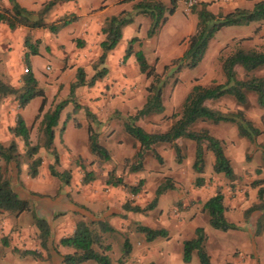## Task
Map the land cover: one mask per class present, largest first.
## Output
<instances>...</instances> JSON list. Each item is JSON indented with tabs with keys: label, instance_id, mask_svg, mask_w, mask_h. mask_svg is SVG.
<instances>
[{
	"label": "rangeland",
	"instance_id": "rangeland-1",
	"mask_svg": "<svg viewBox=\"0 0 264 264\" xmlns=\"http://www.w3.org/2000/svg\"><path fill=\"white\" fill-rule=\"evenodd\" d=\"M91 1L98 6L105 1L109 14L114 13L117 16L122 12L131 14L132 26L127 33H131L133 37H137L141 41V46L135 44L134 50H142L148 64L159 76L160 85H163L164 111L136 122V125L149 133H163L170 128L176 120L172 118V115H178L181 112L184 100L194 85L199 84L206 87L225 82L221 69V58L227 57L238 48L259 51L264 49V20L244 26L223 27L209 41L202 61L197 67L190 69L184 62L174 63V61L183 56V49L187 50L188 48L189 37L196 32L197 12L200 10L201 4L196 5L195 10L192 8L190 15L183 13L181 8L175 10L172 15L165 12L163 16L165 22L153 37L147 38L151 20L142 13L135 14L132 9L133 4L121 6L116 3L118 0ZM157 1L162 2L166 8H171L170 0ZM259 1L261 0H241L229 5L209 1L203 4L207 5V9L214 15H226L236 8L251 10ZM2 5L0 1V6ZM83 21L84 18H79L78 22L69 29L82 30ZM2 28L0 26V38L6 36V32L2 33ZM36 34L39 36L40 54L31 56L30 59L39 88L44 91L47 98L46 111L52 105L70 98L69 86L76 79V66L79 64L77 61L86 59L87 53L80 52L81 48L77 46L76 41L72 40L73 44L70 40V42H66V40L61 43H58L57 40L55 42L57 37L48 33L47 30L29 31L25 29V33L21 30L11 31L7 34L9 39H3V46H0V80L4 83L16 88L20 87L25 71L23 65L24 36L32 35L31 39L34 41L36 37L33 36ZM121 43L123 44V42ZM121 43L112 53L114 60L107 63L105 61L104 64L99 65L98 70L107 69L105 77L96 81L100 82L102 87H98L96 90L94 84L91 87L83 86L76 89L74 101L82 107L81 111L75 109L74 102H70L63 110L60 122L55 128L54 147L59 157V165H55V170L59 173L68 172L69 182L65 183L61 179L51 176L48 168L46 170L48 176L32 178L28 175L25 165L22 166L18 177L12 165L6 166L7 176L13 181L15 190L28 198L31 210L18 217L0 215V264L59 263L58 253L64 255L60 251L63 247L58 245L59 240L69 236L75 223L81 220L76 209L83 212L87 218L92 212L80 204L84 202L83 205L88 207L96 205L81 194V188L76 189L77 193L67 188L72 184H83L82 180L87 173L92 175V182L96 184V187H108L109 185H106L105 182L108 173L112 171L116 176L123 177L124 181L129 184L137 185L140 180L144 181L141 192L135 196L133 201H130L138 203L142 209L153 201L157 187L166 179H171L173 184L180 185V188L167 190L159 196L158 204L152 210L139 213L131 212L130 218H126L124 214L105 218L113 226L119 225L117 224L119 221L124 222L122 228L117 226L118 229L115 233L107 234L104 237V243L111 246V250L107 254L112 264H119L123 258V243L126 240L130 246V252L129 255H126L123 264H177L178 260L181 264H200L196 251L192 252L189 263H184L182 260L184 242L196 237V228H202L205 235L212 238L211 242L204 244L207 253L215 255L218 252L221 258L226 257V260L231 264H264V221L260 235H256V221L260 217V213H252L248 219L244 216L245 210L259 203L258 187H254L253 183L264 180V151L262 148L264 145V109L257 106L255 94L248 93L247 95L249 103L246 108V116L263 131V135L256 139V143L253 144L239 138L236 128L229 123L215 125L211 122H199L194 127V130H208L210 135L221 141L225 155L230 160L236 174L234 182L227 181L222 175L218 177L211 171L213 157L210 152H205L204 173L201 174L203 183L201 186H196V179L201 178V175L192 168L195 144L184 139L179 141L183 159L180 163L176 162V154L170 145L158 144L153 149L161 156L162 163L155 158L153 150H149L144 154L143 168L138 172L130 173L129 167L136 163L134 155L139 150V145L125 133L123 125L128 121L129 116L134 115L144 105L147 96L146 87L150 84L151 79H147L141 73L131 71L133 64L137 65L135 59L130 63H127L128 59L123 61L128 43L123 48L124 52L122 51L118 57L119 50H122ZM119 58L121 60L118 62ZM113 63L116 67L114 74L112 73L114 78L117 77L118 72L124 70L125 66L128 67V71H130L127 72L129 87L124 86L122 89L120 83H117V78L108 80V67L112 68ZM94 64H85V69L89 72L87 75L85 74L87 82L95 74L92 70ZM236 74L237 79L244 78V71L240 66L236 68ZM254 75L264 77V68L255 71ZM108 82H113L111 87ZM121 83L125 84V81L122 80ZM88 88L94 89L95 96L89 95ZM106 99L107 103L101 105L102 109H106L104 111L106 117L103 121L90 123L84 115V108L89 110V107L92 108V106L88 107V103ZM41 102V98H35L24 109H20L14 97L0 99V144L8 146L13 139L9 129L15 125L17 115L22 116L28 127L33 125L30 138L33 144L38 141L40 133L37 124L43 113L37 121H35V117ZM206 105L222 113H235L241 109L231 97L210 101ZM68 115L69 121L66 124V129L61 132L62 125ZM81 123H84L82 127ZM89 124L95 131L99 130L101 135L99 144L105 147L110 154V160L103 163L102 167H99L98 158L89 150L87 133ZM65 140L68 141L72 150L65 144ZM18 145L20 152H23L21 142H18ZM39 155L43 161L48 158L51 161L50 165L54 164L51 153L41 149ZM0 164L4 163L0 161ZM22 178L29 184L23 183ZM33 184H37L39 187H35ZM262 186L264 187V184ZM225 187L226 189L229 187V222L235 224L238 229L228 231L225 237H218L214 233L215 230L209 225V217L203 211V205L214 188L225 189ZM32 193L40 194V196H35ZM37 205L44 209L43 216L39 213ZM106 206L107 204H102L100 209H105L107 213ZM32 211L36 216L45 219L50 227L49 251H44L39 246L38 230L32 218ZM93 214L95 215V213ZM94 215L90 217L92 218ZM84 221L90 220L87 218ZM58 222L62 228L57 230ZM140 226L151 230H165L167 236H159L148 241L145 234L137 230ZM3 240L6 243L3 244ZM27 250L36 251L40 255L34 257L21 254ZM84 264L97 263L88 261ZM217 264L224 263L219 260Z\"/></svg>",
	"mask_w": 264,
	"mask_h": 264
},
{
	"label": "trees",
	"instance_id": "trees-1",
	"mask_svg": "<svg viewBox=\"0 0 264 264\" xmlns=\"http://www.w3.org/2000/svg\"><path fill=\"white\" fill-rule=\"evenodd\" d=\"M73 0H50L42 4L38 11H29L17 2V0H8L10 8H2L0 6V24H4L10 31L18 28H26L29 31L47 30L51 34H57L62 29L75 21V16H65L57 21L49 23L48 16L57 3L69 2ZM135 0H124V2H133ZM171 8H166L162 2L157 0H139L134 9L139 13L148 16L151 20V26L147 33V38L153 37L162 23L164 13L171 15L176 10L173 0H170ZM195 10V8H194ZM198 25L196 32L188 39V48L183 56L174 61V63L184 62L186 67L192 69L198 66L202 61L209 41L216 32L223 27L244 26L252 22H260L264 20V0L257 2L251 10L236 8L234 11L226 15H214L207 9V5L201 4L200 10L197 12ZM132 23V17L129 13L120 14L116 17L107 19L101 32L105 35V39L100 44L101 55L95 64V74L89 82L86 81L85 72L82 68L76 70V79L69 87V99L63 100L52 105L45 111L47 98L44 91L39 88V83L35 78L32 66L31 56L39 55V40L32 41L28 35L24 40L25 52L23 53L24 74L21 78L20 87L16 88L10 84L0 80V99L14 97L20 109H24L33 99L41 98L42 102L35 117L38 120V131L40 136L38 141L33 144L30 133L33 125L28 127L21 115H17L15 125L9 129L13 139L8 146L0 144V215L20 216L24 212H29L30 204L27 197H24L15 190L13 181L7 176L6 166L12 165L14 172L19 176L22 166H27V173L32 178L39 174V168L43 162L39 155L41 149L52 154L54 164L48 166L49 174L53 177L61 179L65 183L69 181V173H59L55 170V165H59V157L54 147L55 128L57 127L60 115L65 107L74 102L75 90L88 86L91 87L96 81L103 79L107 73L106 68L98 70L99 65L105 63L107 54L112 51L122 38V29ZM141 46L139 38L134 37L128 42L123 61L131 57H135L139 72L151 79L150 84L146 87L147 96L144 105L134 115L129 116L128 121L124 123L123 128L138 145L139 150L135 153L136 163L129 167L130 173H135L143 168V159L146 151L153 150L155 158L162 163L161 156L153 149L158 144H168L172 147L176 154V162L180 163L182 159L181 148L176 144L179 139H185L195 144V156L192 165L193 170L197 174L204 173V154L210 152L213 156L212 171L214 174L222 175L227 181L234 182L236 174L232 168L230 160L226 157L221 141L210 135L208 130H194L199 122H211L215 125L219 123H229L236 128L238 137L245 139L250 143H256V139L263 135V131L256 127L246 116V108L248 107V93H254L256 96V104L260 109H264V77L256 76L254 72L264 68V49L262 51L256 49L244 50L238 48L230 53L227 57L221 58V69L225 78L223 84H212L210 86H202L196 84L192 87L190 93L184 100L181 112L173 114L172 118L176 119L170 128L163 133H148L142 127L136 125L141 119L151 115L161 114L164 111L162 89L159 76L151 67L142 50H134V45ZM77 46L81 47L82 42L77 40ZM240 66L244 71V78L237 79L236 68ZM223 97H231L237 105L241 107L235 113H222L218 110L209 108L206 103L216 101ZM75 109H82L75 103ZM45 111V112H44ZM86 118L90 123L96 122V117L87 108H84ZM69 121V115L64 121L61 132L64 131L66 123ZM89 150L99 160V167L103 163L110 160L108 150L99 144L98 134L89 124L87 127ZM18 142L23 146V152H20ZM264 151V145L262 146ZM93 177L90 173L83 178V184L92 182ZM106 185L112 187H122L132 196H136L141 192L144 184L140 180L137 185H128L123 177L116 176L114 172H109L106 179ZM203 178L196 179V186H201ZM264 180H258L253 183L257 189L258 204H254L244 212L246 219L252 213H260L257 218V232L260 235L264 221ZM174 188L171 179H166L160 184L155 192V198L144 209L132 202L127 201L123 204L122 209L125 212H145L156 207L158 198L167 190ZM35 196L40 194L32 193ZM203 211L209 217V225L214 230L227 232L237 230L238 227L228 222L225 218L226 208L224 206V194L221 188H217L215 194L210 197L203 205ZM32 218L38 230L39 246L44 251H49L48 243L50 238V227L42 217L36 216L32 211ZM137 230L144 233L148 241L159 236H167L165 230H151L147 227L140 226ZM116 230L108 222L104 220L83 221L79 220L74 225L71 235L63 237L59 240L58 245L73 250L71 254L59 255V263L54 264H83L93 261L97 264H112L107 252H110V244L104 243V237L107 234H113ZM196 237L192 240L184 242L183 257L184 263H189L192 252L196 251L200 264H210V257L205 249L206 236L202 228L195 229ZM6 243L3 240V244ZM123 258L119 264H123L126 255H129L130 246L128 241L123 243ZM22 255H31L34 257L40 254L36 251H24ZM231 264V263H227Z\"/></svg>",
	"mask_w": 264,
	"mask_h": 264
},
{
	"label": "crops",
	"instance_id": "crops-1",
	"mask_svg": "<svg viewBox=\"0 0 264 264\" xmlns=\"http://www.w3.org/2000/svg\"><path fill=\"white\" fill-rule=\"evenodd\" d=\"M0 1L3 4L1 6L2 8H6V9H9L10 8V5H9L8 0H0ZM48 1H50V0H17V2L21 5V7L25 8V9H27L29 11H35V12L38 11L41 8L42 4H44V3L48 2ZM138 1L139 0H135L133 2H124V0H118L116 3L117 4H120L121 6L128 5L129 3L130 4H133L132 9L134 10V13L135 14H138L139 12L134 9V5ZM100 4L101 5L98 6V5H96V3H93L91 0H73V1H69V2H60V3H57L55 5V7L52 9V11L50 12V14L48 16V19H47V21L49 23H51V22H54V21L59 20L60 18L65 17V16H75L76 17V19H75L74 22H72L71 24H69L67 27H65L64 29H62L57 34H55V35L52 34V35H54L55 37H57L55 39V42L57 40L58 43H61V41H64V40H66V42L70 40L71 43H72V40L73 41H76V42H77V40H80V42H82V46L80 47L81 48L80 52L83 51V53H87V58L86 59H80V60L78 59L77 62L79 64H78V66H76V70L78 68H82L84 70V72H85L86 75L89 72L86 71L85 64H88V63H92V64L95 63V64H97L98 58H99V56L102 53L101 48H100V44H101V42L104 41L105 35L101 32V29L104 26L105 21L107 19L111 18V17H116L117 16L114 13H111V14L107 13V6L108 5L105 4V1L101 2ZM176 10H178V7H176ZM123 11H125V10H123ZM118 12H120V11H118ZM185 14L190 15L191 12L190 13H185ZM81 17L84 18V21L82 23V26L80 25L82 27V30H80L78 28L69 29L70 27L74 26L75 23H77L78 20H79V18H81ZM0 26L3 27L2 28V33L4 34V32H6V36H4L3 38H0V46H3V42H4L3 39H6V40L9 39V37H8L7 34L10 33L11 31L4 24H0ZM131 26H132V23L129 24V25H127L126 27H124L122 29V38L119 41V43L117 44V46L121 42H123V44L121 43L122 46L120 48H122V50H119L118 57H120L122 51L124 52L123 48L127 45V43L132 38H134L131 35V33L130 34L127 33V31H129L131 29ZM25 29L26 28H18L16 30H18V31L21 30V31H24V33H25ZM15 31H12V32H15ZM70 34H71V36H70ZM30 36L32 37V35H30ZM25 37L26 36H24V40H25ZM33 37H36L35 40H39L38 34H36ZM17 43H18V41H17ZM115 49H116V47L107 54V57H106V60H105L106 63L109 62V61L112 62L114 60V59H112V53H113V51ZM185 51H186V48L183 49L182 55H183V53ZM39 54H40V52H39ZM80 58H83V57H80ZM134 59H135V57L132 55L131 57L128 58L127 63L128 62L129 63L132 62V60H134ZM120 60L121 59L119 58L118 59V62ZM95 64H94V66H95ZM83 66H84V68H83ZM108 69H109V73H108V76H107L108 80H113V79L117 78V83L118 82L120 83L119 85L122 86V89H123L124 86L129 87V83L130 82L127 80V76H128L127 75V72H130V71H128V67L127 66H125L124 70L121 68L122 71L121 72H118L116 74L117 77H115V78H114V75H113L114 74L113 72L116 70V67H115L114 63H113V67L112 68H109L108 67ZM92 70L95 72L94 67L92 68ZM132 70H133L134 73H136V72L137 73H140L139 72V69H138V66L136 64H133V68L131 69V71ZM122 80L125 81V84H122L121 83ZM112 83L113 82H108V84L110 85V87H111ZM98 87H102V84L100 82H96L95 83V88L94 89L97 90ZM132 87L134 88V86H132ZM94 89L91 90V88H88L89 95L91 97L95 96V94H96V92L94 91ZM110 89L113 90L112 88H110ZM105 102L107 103V99L104 100V101L103 100H99L98 102H95V103H91V102L88 103V107H89V105L92 106V108L89 107V111L92 114L95 115L96 121H99V122L100 121H103V119L106 117V113H104V111H106V109H102L101 108L102 107L101 105H104L103 103H105ZM90 108H91V110H90ZM100 108H101V110H100ZM79 111H81V109H79ZM62 114H63V112L61 113L60 118L62 117ZM59 122H60V119H59ZM83 124L81 123V127L83 126ZM103 128H104V126H103ZM65 129H66V126H65ZM65 129H64V131H65ZM100 131H102V130H100ZM96 133L98 134V140H100L101 139V135H100L99 130H96ZM236 133H237V131H236ZM179 141H181V139L177 140L176 141V144L180 147V144L181 143ZM65 144L68 146L69 149H71V147L68 145V141L67 140H65ZM194 150H195V148H194ZM50 164H51V161L48 158L46 159V161L44 160L42 162L40 168H39V174H38L37 177L40 178V177H42V175L48 176L47 173H46V170H47V168H48V166ZM212 164H213V160L211 161V171H212ZM217 176L220 177V175H217ZM200 177L202 178L203 176L201 175ZM22 181L25 184H29V183H27L25 181L24 178H22ZM127 184L134 186V184H129V183H127ZM173 185H174V188L173 189L180 188V185L178 183H174ZM33 186L39 187V186H37V184H33ZM78 188H81V190H80L82 192L81 194L84 195L88 199V201H90L92 203H96V205L90 206V207L84 206L83 205L84 202H82V204H80L84 208H86L88 211L92 212L90 214V216H93L94 215L93 213H95L94 217H92V218L90 216H89L90 218L87 217L90 221H92V220H104V221L108 222L105 218H107V217H109L111 215H114L115 216V215H122V214H124L126 216V218H130L132 216V213L131 212H125V211H123L122 206H123V204L125 202H127V201H133L136 197L135 196H132L131 194H129L124 188H122V187H112V186H108V187H105V188H101V187H96V184H94L93 182H89L87 184H72L71 187H69L67 189L68 190H72V191L74 190L77 193V190L76 189H78ZM215 189L216 188H214V190ZM214 190L211 193V195L209 196V198L212 197L215 194L216 190L215 191ZM222 192L224 194V206L226 208L225 218L229 222V210H228L229 209V187H227V189H226V187H225V189H222ZM209 198H207L204 201V203ZM102 204H107V206H106L107 207V210H108L107 213H106V210L105 209H100V205H102ZM132 205H137L138 206V203L135 202V203H132ZM108 207H109V209H108ZM37 209H38L39 213L41 214V216H43V214H44L43 213L44 212L43 210L44 209H41L39 207V205H37ZM76 211H78V213H79L78 216L81 217V220L84 221V220L87 219L83 212H81L80 210H77V209H76ZM58 223L59 224H57V226H56L57 227V230L62 228L61 225H60V222H58ZM123 223H124L123 221H119L117 223L119 225H117V226H119L120 228H122L124 226ZM110 225L113 226L112 224H110ZM117 226H113V228L115 230H117L118 229ZM73 230H74V227L72 229V232H73ZM72 232H71V234H72ZM227 232H221V231L215 230L214 233L218 237H225V234ZM211 241H212V238L210 236H206L205 244L208 243V242H211ZM60 251L63 252L62 254H71V253H73V250L72 249H70V248H64V247L61 248ZM216 251H218V250H216ZM208 255L210 257V264H217L219 262V260L223 261L224 264L229 263V261L226 260V257L221 258L219 256V253L218 252L215 255L210 254V253H208ZM177 264H181L179 260H178V263Z\"/></svg>",
	"mask_w": 264,
	"mask_h": 264
},
{
	"label": "built area",
	"instance_id": "built-area-1",
	"mask_svg": "<svg viewBox=\"0 0 264 264\" xmlns=\"http://www.w3.org/2000/svg\"><path fill=\"white\" fill-rule=\"evenodd\" d=\"M175 2L176 7L183 9L184 13H190L192 11V8H194L196 5L215 1L221 5H229L234 4L236 2H239L241 0H173Z\"/></svg>",
	"mask_w": 264,
	"mask_h": 264
}]
</instances>
